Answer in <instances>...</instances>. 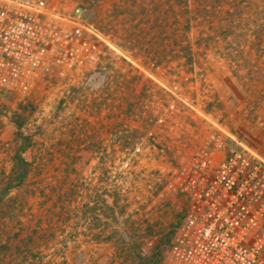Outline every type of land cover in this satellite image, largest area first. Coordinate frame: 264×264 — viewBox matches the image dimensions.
<instances>
[{
    "label": "rangeland",
    "instance_id": "374dc122",
    "mask_svg": "<svg viewBox=\"0 0 264 264\" xmlns=\"http://www.w3.org/2000/svg\"><path fill=\"white\" fill-rule=\"evenodd\" d=\"M46 1L87 7L112 47L76 79L0 90V264H171L201 148L264 143V0Z\"/></svg>",
    "mask_w": 264,
    "mask_h": 264
},
{
    "label": "built area",
    "instance_id": "2783aa9c",
    "mask_svg": "<svg viewBox=\"0 0 264 264\" xmlns=\"http://www.w3.org/2000/svg\"><path fill=\"white\" fill-rule=\"evenodd\" d=\"M102 44L111 46L85 6L62 11L46 0H0V90L76 79L100 59ZM184 192L188 208L172 238L171 264H264V157L257 150L214 132Z\"/></svg>",
    "mask_w": 264,
    "mask_h": 264
},
{
    "label": "trees",
    "instance_id": "16d2710c",
    "mask_svg": "<svg viewBox=\"0 0 264 264\" xmlns=\"http://www.w3.org/2000/svg\"><path fill=\"white\" fill-rule=\"evenodd\" d=\"M15 121L18 123L19 127H22V122L19 123L17 120H15ZM27 147H28V142H25V144L23 146H21L19 151L16 152V154H15V162L17 164L18 170L16 168L13 170L14 175H13L12 182L7 186L5 192H8L13 187H16V186L22 184L28 175V169H27L28 162L23 155V153L25 152Z\"/></svg>",
    "mask_w": 264,
    "mask_h": 264
},
{
    "label": "crops",
    "instance_id": "0c3cea01",
    "mask_svg": "<svg viewBox=\"0 0 264 264\" xmlns=\"http://www.w3.org/2000/svg\"><path fill=\"white\" fill-rule=\"evenodd\" d=\"M258 152L264 157V143L259 144Z\"/></svg>",
    "mask_w": 264,
    "mask_h": 264
}]
</instances>
